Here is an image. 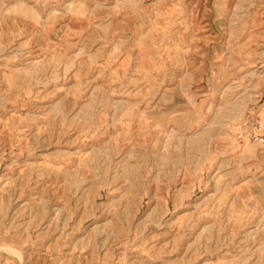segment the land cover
Returning <instances> with one entry per match:
<instances>
[{"label": "rangeland", "instance_id": "1", "mask_svg": "<svg viewBox=\"0 0 264 264\" xmlns=\"http://www.w3.org/2000/svg\"><path fill=\"white\" fill-rule=\"evenodd\" d=\"M0 264H264V0H0Z\"/></svg>", "mask_w": 264, "mask_h": 264}, {"label": "bare ground", "instance_id": "2", "mask_svg": "<svg viewBox=\"0 0 264 264\" xmlns=\"http://www.w3.org/2000/svg\"><path fill=\"white\" fill-rule=\"evenodd\" d=\"M255 72V71H254ZM263 158V157H262ZM262 160V159H261ZM182 224V222H181ZM178 228V227H177ZM180 228V227H179ZM181 229V228H180ZM11 252H14V249L10 248Z\"/></svg>", "mask_w": 264, "mask_h": 264}]
</instances>
